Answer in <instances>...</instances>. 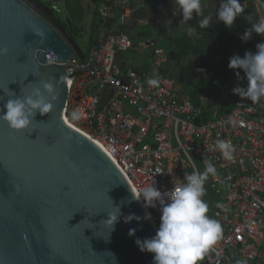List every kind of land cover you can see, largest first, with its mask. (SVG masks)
<instances>
[{"label":"built area","instance_id":"obj_1","mask_svg":"<svg viewBox=\"0 0 264 264\" xmlns=\"http://www.w3.org/2000/svg\"><path fill=\"white\" fill-rule=\"evenodd\" d=\"M129 2L103 0L86 55L79 49V57L69 46V60L56 62L53 51L46 52L47 65L66 66L64 120L110 155L134 192L153 180L162 192L182 183L192 171L189 154L203 168L211 161L217 174L210 177V189L223 206H215L213 218L223 232L200 264H263L264 100L254 104L237 96L227 112L214 108L206 117L200 105L177 99L176 81L162 73L168 61L163 50L155 51L144 71L123 68L118 56L134 48L126 28ZM242 3L254 21L264 15L261 0ZM150 78L158 84L150 86ZM218 139L235 147L233 160L222 158ZM147 211L156 233L160 212Z\"/></svg>","mask_w":264,"mask_h":264},{"label":"water","instance_id":"obj_2","mask_svg":"<svg viewBox=\"0 0 264 264\" xmlns=\"http://www.w3.org/2000/svg\"><path fill=\"white\" fill-rule=\"evenodd\" d=\"M64 32L42 2L0 0V48L8 49L0 56V106L33 88L43 91L41 81L64 78L52 112L37 114L29 129L14 131L0 120V264H152L154 254L135 244L155 235L149 221L126 224L122 216L114 231L104 221L112 201H130L123 215L143 217L131 188L98 147L63 121L66 66L47 65L45 54L52 50L54 61L65 62L70 46L82 57Z\"/></svg>","mask_w":264,"mask_h":264},{"label":"clouds","instance_id":"obj_3","mask_svg":"<svg viewBox=\"0 0 264 264\" xmlns=\"http://www.w3.org/2000/svg\"><path fill=\"white\" fill-rule=\"evenodd\" d=\"M175 5L173 15L179 13L182 16L179 27L189 37L197 33V29H209L213 24V17H217V22L231 29L238 19H243L251 26L240 35L243 42L252 39L253 34L264 37V15L253 20L251 14L245 15V6L242 0H220L218 10L213 14L208 11L210 0H172ZM260 8L264 10V0H261ZM197 18V24L191 25L189 21ZM41 41L45 39L42 31L35 33ZM201 35L203 32L200 33ZM255 52L246 51L241 57L234 54L230 57L228 68L236 71L237 79H241L242 70L247 80L246 87L236 86L233 93L242 99L250 100L257 104L264 100V41L255 45ZM8 49L0 48V56H6ZM64 78L53 82V78L48 81H41L40 87L33 88L30 94L8 99L0 106V120L4 121L11 130L23 131L29 129L33 121H36L37 114L41 116L52 112L54 103L58 100L59 93L57 87ZM150 86H156L158 80L148 79ZM71 118L76 119L77 114L73 112ZM37 122V121H36ZM235 125V121H230ZM70 138V137H69ZM215 148L219 150L222 158L226 161L234 159L235 147L228 141L218 139ZM188 160L192 164V171L186 174L183 182L174 185L170 190L161 191L152 184L141 187L138 191H132V199L143 202L145 209L143 217L130 213L123 215L121 207L130 201L122 200L119 205H114L107 213L105 224L115 230V225L123 216L124 223L133 220L151 221L153 219L147 209H157L160 212V223L154 236L150 238H137L135 244L141 252L154 254L152 264H200L209 248L222 237V226L218 220L208 215L210 204L205 199L207 189L206 182L210 177L217 174L215 165L208 161L203 170L197 167L192 155H188ZM161 174L157 169L156 175ZM217 207H223L217 204ZM136 229H129L128 235L134 236ZM238 264H245L239 261Z\"/></svg>","mask_w":264,"mask_h":264},{"label":"crops","instance_id":"obj_4","mask_svg":"<svg viewBox=\"0 0 264 264\" xmlns=\"http://www.w3.org/2000/svg\"><path fill=\"white\" fill-rule=\"evenodd\" d=\"M79 1L80 0H78V8H81L83 14V8L80 6ZM102 2L103 0H93L92 12L89 16L87 15L88 26L90 27L91 25V29L89 28L90 42L96 24V9ZM219 2L220 0H210L208 11L214 14L215 10L219 8ZM65 5L67 11L74 17V24L80 25L82 23V14L80 16V23L76 24L75 13L68 8L66 0ZM128 9L129 17L126 28L131 39L132 32L136 31V28L139 26H143L146 32L147 30L150 31L149 34H147L148 36L146 35L147 38L144 39L143 43L158 44L165 54H168V58L173 63V67L170 68L167 74L163 73V68L162 73L173 78V73L175 71H180L188 91L180 95L182 94L183 85L176 82L178 100H188L185 97H190L191 92L193 94L194 88L196 87L195 81H197V78H202L215 82L214 86L219 88V90L216 91V97L210 103L202 98L194 101L189 99L202 107L206 117L214 108H216L218 112L224 113L233 106L238 95L234 94L232 89L236 86L242 87L247 83V80L242 70H239L241 79H237L235 74L237 70L228 68L229 59L234 54H239L243 57L246 51L255 52V45L261 42L254 34L252 39L248 42H243L240 39V35L249 27L246 21L238 19L234 23V26L229 29L223 22H217V17L214 16L213 24L209 29H197V33L189 37L179 27L182 16H180L179 13L173 15L175 5L172 3V0H130ZM248 14L249 12L245 13V15ZM89 19L90 21L92 20V24L91 22L89 24ZM189 24H197L195 14L193 20L189 21ZM74 28L76 29V27L73 26V30L75 31ZM201 32H203L202 35L200 34ZM72 36H74V34H72ZM133 47L134 48L130 52L118 56V63L125 69H132L135 71L146 70L152 58L139 60L138 46L133 45ZM184 59L188 61V68L182 67L185 66L183 63ZM137 60L140 61L141 66L135 69L133 67L136 66ZM228 78L230 79L228 80ZM261 247L264 251V233Z\"/></svg>","mask_w":264,"mask_h":264},{"label":"rangeland","instance_id":"obj_5","mask_svg":"<svg viewBox=\"0 0 264 264\" xmlns=\"http://www.w3.org/2000/svg\"><path fill=\"white\" fill-rule=\"evenodd\" d=\"M40 2H42L43 4H45L46 6H48L52 13L53 16L56 18V20L59 21V23L63 26V28L65 29V32L62 35H69L71 37H74L73 39L75 40L76 44L78 45L79 49L82 51V53L84 55H86L88 53L89 47H90V40H89V35H90V29H91V25L90 27L88 26V17L92 12V1L93 0H80L79 4L80 6H82L83 8V14H82V23L80 25H75L74 24V17L67 11L66 5H65V0H38ZM77 5L74 4L73 5V11H77ZM92 24V20L90 21L89 19V24ZM73 26L76 27L75 31L73 30ZM90 28V29H89ZM147 30V29H146ZM150 31L147 30V32L144 30L143 26H139L138 28H136V31H133L131 36L133 39V45L138 46V59H144V58H153V55L155 53V51H160L163 50L162 48L159 47L158 44L156 45H146L147 42H144V39L147 38V34H149ZM72 34H74V36H72ZM147 35V36H146ZM143 49L145 51H143ZM143 55V56H141ZM167 55V63L163 66V73L167 74L168 71L170 70L171 67H173V63L172 61L168 58V54ZM137 60L136 61V66H134L133 68L138 69L141 66L140 61ZM186 63H185V62ZM183 63L185 66H182L184 68H188V61H186L184 59ZM172 77L176 80L177 83L183 85L182 87V94H185L188 90H187V85L183 82V78L182 75L180 73V71H175L172 75ZM227 78V76H226ZM230 78H228L229 80ZM196 83V87L194 88L193 94L191 92V96L188 97L186 96V99H191V100H199L200 98L206 100L207 102H211L215 97H216V91L219 90V88H217L216 86H214L215 82L212 81H208L202 78H197V81H195ZM181 99V98H180ZM194 160L196 161V165L198 168H200V170H203V167L200 165L199 160H197L196 158H194ZM206 189H207V194L205 196V199L209 202L210 204V208H209V212L208 215L210 217L213 218V213L215 211V206L218 203V198L215 195V193L210 189V178L209 180L206 182L205 185Z\"/></svg>","mask_w":264,"mask_h":264},{"label":"bare ground","instance_id":"obj_6","mask_svg":"<svg viewBox=\"0 0 264 264\" xmlns=\"http://www.w3.org/2000/svg\"><path fill=\"white\" fill-rule=\"evenodd\" d=\"M63 121H64V123L66 124V126H68L69 128H71L72 130H74V131H76V132H78L76 129H74L71 125H69L68 123H66V121L64 120V118H63ZM79 133V132H78ZM79 134H81V133H79ZM82 135V134H81ZM82 136H84V135H82ZM85 137V136H84ZM85 138H87V137H85ZM88 139V138H87ZM90 142H92L96 147H98L99 149H100V151L113 163V165L115 166V164H114V161L112 160V158L110 157V155H108L103 149H102V147L98 144V143H95V142H93V141H91L90 139H88ZM116 167V166H115ZM116 169H117V167H116ZM119 172H120V170L119 169H117ZM120 174L123 176V178L125 179V177H124V175L120 172ZM126 180V179H125ZM129 185V184H128ZM139 204H140V202H139ZM140 206H141V204H140ZM141 208L143 209V207L141 206ZM143 211H144V209H143ZM144 213H145V211H144ZM149 223L151 224V226H152V221H149ZM153 227V226H152ZM154 229V228H153Z\"/></svg>","mask_w":264,"mask_h":264},{"label":"trees","instance_id":"obj_7","mask_svg":"<svg viewBox=\"0 0 264 264\" xmlns=\"http://www.w3.org/2000/svg\"><path fill=\"white\" fill-rule=\"evenodd\" d=\"M66 4L68 6V8L72 11L73 10V5L76 4L77 8H78V0H66ZM77 11H74L75 13V23L79 24L81 21V14H82V10L81 8L76 9ZM75 29V28H74ZM264 264V263H263Z\"/></svg>","mask_w":264,"mask_h":264}]
</instances>
